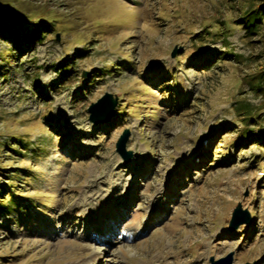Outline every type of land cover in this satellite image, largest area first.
<instances>
[{"label": "rangeland", "instance_id": "obj_1", "mask_svg": "<svg viewBox=\"0 0 264 264\" xmlns=\"http://www.w3.org/2000/svg\"><path fill=\"white\" fill-rule=\"evenodd\" d=\"M9 1L61 23L0 26V264H264V29L237 0Z\"/></svg>", "mask_w": 264, "mask_h": 264}, {"label": "trees", "instance_id": "obj_2", "mask_svg": "<svg viewBox=\"0 0 264 264\" xmlns=\"http://www.w3.org/2000/svg\"><path fill=\"white\" fill-rule=\"evenodd\" d=\"M16 3H12V1H1L0 0V26H3L4 28H8L11 31H15L19 28V25L22 23L23 20H26L27 23H33L34 26L42 27L45 24H50L51 28L52 26L54 28H57V26H60V21H57L56 18L51 17L50 13H45L44 11H41L40 13L36 10L29 11L24 10L20 6H18ZM230 8H237L239 18L234 20V23L241 26L244 30V36L253 34V33H259L264 29V4H262L259 0H237L236 2L231 3L229 5ZM240 11V12H239ZM36 28L30 32V34L27 36L29 40L39 38L40 37V29ZM208 34H213L211 32H208ZM219 59L226 58L228 56H232L230 53L222 52L219 53ZM218 59V60H219ZM222 60V59H221ZM260 78L262 81H264V69L261 72ZM258 88H261L260 86ZM247 107L246 111L244 110V107L242 105H239L236 107L238 116L241 117L240 120L242 122H245V124H248V121H254V119L258 115H253L252 108L253 105H247L245 104V107ZM240 109L242 111H240ZM119 110V108H118ZM117 114H121L116 112ZM249 134L246 135V137ZM262 143H264V136L261 137ZM3 191V188H0ZM15 186L10 185V190L8 193H6L3 196H0V207H8L9 200L12 202H15V194L17 191H15ZM8 198V200L6 199Z\"/></svg>", "mask_w": 264, "mask_h": 264}, {"label": "water", "instance_id": "obj_3", "mask_svg": "<svg viewBox=\"0 0 264 264\" xmlns=\"http://www.w3.org/2000/svg\"><path fill=\"white\" fill-rule=\"evenodd\" d=\"M178 49L175 47L172 50V55L176 53ZM118 103V97L114 96L113 93L106 91L101 97L96 101H93L88 106L89 119L93 122H99L109 119L113 115V110ZM130 136V130L125 129L118 137L116 141V150L122 155L124 161H129L132 157V151L126 149V143ZM251 215L248 210L242 207L240 202L234 207L229 227L230 229H235L239 225L247 223L250 221ZM210 264H233V252H229L225 256L220 258H215L214 255L209 256ZM245 264H251L246 262Z\"/></svg>", "mask_w": 264, "mask_h": 264}, {"label": "bare ground", "instance_id": "obj_4", "mask_svg": "<svg viewBox=\"0 0 264 264\" xmlns=\"http://www.w3.org/2000/svg\"><path fill=\"white\" fill-rule=\"evenodd\" d=\"M160 190H162V188L160 189ZM157 203L155 202V203H153V205H152V208L153 207H155V206H157L156 205ZM156 208H154L153 210H155ZM91 214H93V213H91ZM94 216L92 215V217H91V222H93L94 223ZM136 228V227H135ZM96 229H98V238L100 239V241H105V236H104V234H102L101 233V231H100V229L99 228H96ZM139 229L141 230V228L139 227ZM138 229V227H137V230H139ZM198 257L200 258L201 257V254L199 253V255H198ZM98 258H99V254L98 255H96V253L95 254H93L88 260H85L84 262H83V264H96V262H97V260H98Z\"/></svg>", "mask_w": 264, "mask_h": 264}]
</instances>
